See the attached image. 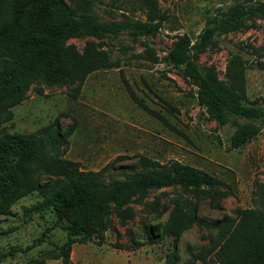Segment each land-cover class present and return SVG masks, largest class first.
I'll return each instance as SVG.
<instances>
[{"label":"rangeland","instance_id":"374dc122","mask_svg":"<svg viewBox=\"0 0 264 264\" xmlns=\"http://www.w3.org/2000/svg\"><path fill=\"white\" fill-rule=\"evenodd\" d=\"M65 1L75 11L125 27L118 40L102 42L104 51L120 59V67L90 72L87 51L91 43L99 42L90 37L68 41L58 56L49 55L43 46L23 48L26 41L41 37V31L48 36L50 22L27 10L21 25L7 36L24 71L35 77L25 100L13 109V120L0 125V140L39 134L52 126L64 135L60 145L64 159L85 171H102L108 180L182 163L222 181L217 194L206 188L152 189L145 200L125 207L123 217L112 210L108 230L91 236L92 242L73 245L69 264H167L171 257L174 264H224L221 248L233 239L245 212L264 214V128L252 141L230 150L235 127H219L208 116L195 82L168 54L182 37L195 42L207 20L235 0H150L166 20L156 34L137 38L131 35L133 27L150 21L149 7L142 0ZM7 14L8 0H0L1 24ZM233 53L248 60L244 92L252 101H264V16L248 17L243 27L216 37L195 59L230 85L226 68ZM24 159L22 153L8 155L1 182L9 183ZM37 179L39 186L49 180L47 175ZM1 197L0 255L27 247L57 222L55 208L32 210L45 199L39 190L8 204H1ZM179 210L189 213L193 222L176 239L164 227ZM68 223L46 232L44 242L31 251L0 264H64L58 248L68 240Z\"/></svg>","mask_w":264,"mask_h":264},{"label":"trees","instance_id":"16d2710c","mask_svg":"<svg viewBox=\"0 0 264 264\" xmlns=\"http://www.w3.org/2000/svg\"><path fill=\"white\" fill-rule=\"evenodd\" d=\"M149 1L142 0L149 7L147 18L150 21L133 27L131 35L134 38L156 34L166 20L165 15L157 14L155 4L150 5ZM27 10H31L36 19L46 17L50 22L46 28L48 36L41 31V37L26 41L21 45L23 48L40 49L43 46L49 55L58 56L68 41L90 37L99 42L91 43L87 51L89 71L120 67V59L104 51L102 42L108 38L118 40L125 29L122 24L102 22L94 14L75 11L65 0H8L7 21L5 24L0 22V125L13 120V109L25 100L35 77L32 72L24 71L20 57L14 52L7 36L21 25ZM262 16L264 0H235L207 20L195 42L182 37L168 54L173 63L184 67V76L195 82L198 101L205 107L208 116L219 127L229 124L235 127L230 137V150L242 147L262 132L264 101L261 98L252 101L244 92L248 60L240 53L231 54L228 61L226 76L230 85L221 82L213 68L201 66L195 56L202 53L216 37L243 27L248 17ZM254 51L256 54L257 50ZM80 75H86L84 68L80 70ZM241 119L245 122H240ZM63 140L64 135L57 133L52 126L39 134L11 135L0 140V171L4 170L8 155L13 152L25 155L9 183L0 180L1 204L39 190L45 199L32 210L41 212L55 208L57 217L56 224L32 244L1 254L0 263L17 253L31 251L44 242L46 232L69 220L65 226L68 240L58 248L63 263L69 264L73 245L92 242L90 237L95 234L102 236L108 230L107 220L112 210L123 217L125 207L145 200L150 190L180 187L182 190L198 191L206 188L209 193L217 194L216 189L222 185L218 177L182 163L134 172L119 180H108L102 171H85L76 162L64 159L60 151ZM38 175H47L48 182L39 186ZM192 222L189 213L179 210L171 216L164 229L178 239ZM232 238L221 248V255H226L224 264H264V214L253 210L245 212V218ZM102 240L96 243L101 246ZM172 260L173 257L167 264H174Z\"/></svg>","mask_w":264,"mask_h":264}]
</instances>
